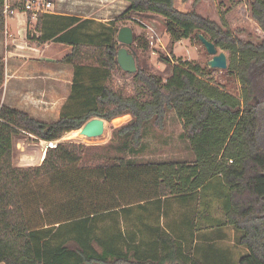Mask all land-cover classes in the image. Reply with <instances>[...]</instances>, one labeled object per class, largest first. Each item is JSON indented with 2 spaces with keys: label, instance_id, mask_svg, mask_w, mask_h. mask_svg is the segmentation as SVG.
<instances>
[{
  "label": "trees",
  "instance_id": "trees-1",
  "mask_svg": "<svg viewBox=\"0 0 264 264\" xmlns=\"http://www.w3.org/2000/svg\"><path fill=\"white\" fill-rule=\"evenodd\" d=\"M123 1L129 7L109 25L148 13L163 18L173 43L201 33L228 52L227 70L236 77L240 96L203 79L202 70L189 62L172 65L164 82L141 70L136 59L134 92L127 94L112 85L122 47L116 28L38 13L27 41L71 47L59 63L72 67V83L54 122L0 107V263L201 264L191 257L187 242L165 230L160 220L167 199L188 203L211 197L224 216L216 225L232 227L238 245L246 248L238 264H264V40L240 39L223 16L217 21L199 11L201 0ZM3 10L0 0V31ZM249 11L264 35V0H251ZM31 17L28 12V21ZM93 25L105 32L98 34ZM3 72L0 61V87ZM167 111L180 120L194 162L135 161L144 124L152 121L162 128ZM125 116L130 120L113 126L104 146L59 142L39 166L13 165L19 135L56 142L92 119L112 123ZM118 212L126 220L132 212H142L141 223L142 215L153 212L154 226L140 231V238L99 227L107 217L114 222ZM186 224L191 242L194 225Z\"/></svg>",
  "mask_w": 264,
  "mask_h": 264
},
{
  "label": "rangeland",
  "instance_id": "rangeland-1",
  "mask_svg": "<svg viewBox=\"0 0 264 264\" xmlns=\"http://www.w3.org/2000/svg\"><path fill=\"white\" fill-rule=\"evenodd\" d=\"M250 2L251 0H211L209 3L211 8L207 4L203 5L202 8L217 21L223 16L240 39L258 44L264 40V35L250 18ZM118 17H115V19ZM147 17V15H139L131 19H120L114 25H109L110 23L104 21L109 17L98 16L96 18L100 21H96V23L117 30L124 26L130 27L136 39L133 40L128 49L135 54L136 64L141 70L162 78L164 82L171 74L172 65L189 62L202 70L203 79L235 97L240 96L241 87L233 74L229 73L227 69L208 68L207 63L212 57L198 38L201 33H195L190 39L173 43L165 34L163 19L149 21ZM33 29L34 24L31 23L30 33L32 34ZM92 29H97L98 34L105 32L98 25H93ZM216 49L217 54L222 52L226 55L228 64V52ZM166 60H169L170 63ZM132 78L133 74H127L121 70L115 71L112 85L116 89L124 90L127 94H132L134 92ZM60 112L59 107H57L54 115L49 120H56ZM129 120L130 117L125 116L112 123L103 121V133L98 137L88 138L82 134L80 135L81 130H79L63 135L58 142L104 146L111 140L113 126L121 125ZM44 147V143L33 140L31 136L19 135L14 139L13 165L17 167L39 166L42 162ZM132 158L138 162H179L187 164L194 162V155L183 135L182 124L173 111H167L162 128L156 127L152 121L144 124L142 147ZM141 213L132 212L128 221L124 214L118 212L113 216L114 222L107 217L109 220L99 225V227L111 231L120 229L125 235L132 233L140 238V231L145 232L148 225L154 226L151 217L153 212H149L150 214L146 212L142 215L144 218L143 223L138 222ZM163 215L160 220L161 226L172 232L176 237L181 238L182 241H186V247L190 250L191 257L201 264H238V260L247 253L246 248L238 245L239 234L232 227H219L216 225L215 221L218 223L224 222V216L220 203L211 197L188 203L167 199ZM188 221L193 222L192 230L195 231L191 242L189 237L190 228L186 224ZM143 224L146 226H143Z\"/></svg>",
  "mask_w": 264,
  "mask_h": 264
},
{
  "label": "crops",
  "instance_id": "crops-1",
  "mask_svg": "<svg viewBox=\"0 0 264 264\" xmlns=\"http://www.w3.org/2000/svg\"><path fill=\"white\" fill-rule=\"evenodd\" d=\"M27 1L29 0H4V9L7 7L14 13L4 15V27L0 31V61L4 71L0 87V107L22 111L36 120L50 123L58 119L49 120L57 107L61 111L70 94L72 67L59 62L71 52V47L56 43L38 45L27 41L31 23L35 25V18L31 17L28 21V12L21 11ZM40 1L52 4L54 12L50 14L95 22L100 21L96 18L98 16L109 17L104 20L108 24L129 7V3L123 0ZM210 2L211 0H201L199 11H204L202 7L205 4L211 8ZM141 15H147L149 21L163 19L148 13ZM23 136L30 137L27 134ZM32 139L36 140L34 137Z\"/></svg>",
  "mask_w": 264,
  "mask_h": 264
},
{
  "label": "water",
  "instance_id": "water-1",
  "mask_svg": "<svg viewBox=\"0 0 264 264\" xmlns=\"http://www.w3.org/2000/svg\"><path fill=\"white\" fill-rule=\"evenodd\" d=\"M117 42L122 45V47L117 52V63L119 69L127 74L136 73V64L134 53L129 51V46L133 43V31L130 27L124 26L118 30ZM199 40L207 50L208 54L211 55V59L208 61L207 66L210 69H227V57L224 53L217 54V49L213 43L205 39L203 36H199ZM82 135L92 138L98 137L103 133V120L92 119L88 121L81 129ZM56 142H46L45 147L42 150V161L46 157L47 151L50 148L56 147Z\"/></svg>",
  "mask_w": 264,
  "mask_h": 264
},
{
  "label": "built area",
  "instance_id": "built-area-1",
  "mask_svg": "<svg viewBox=\"0 0 264 264\" xmlns=\"http://www.w3.org/2000/svg\"><path fill=\"white\" fill-rule=\"evenodd\" d=\"M53 6L50 2H44L40 0H29L25 2L23 7H21V11L32 13V17L36 18L38 13H53ZM14 12L10 11L9 8H5L3 10V15L13 14Z\"/></svg>",
  "mask_w": 264,
  "mask_h": 264
},
{
  "label": "bare ground",
  "instance_id": "bare-ground-1",
  "mask_svg": "<svg viewBox=\"0 0 264 264\" xmlns=\"http://www.w3.org/2000/svg\"><path fill=\"white\" fill-rule=\"evenodd\" d=\"M76 132H78V131H76ZM82 133H81V131H80V135H81ZM71 135H73V134H71ZM78 137V136H77ZM66 139V138H65ZM43 143H44V141H42ZM45 144V143H44Z\"/></svg>",
  "mask_w": 264,
  "mask_h": 264
}]
</instances>
